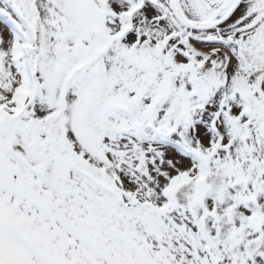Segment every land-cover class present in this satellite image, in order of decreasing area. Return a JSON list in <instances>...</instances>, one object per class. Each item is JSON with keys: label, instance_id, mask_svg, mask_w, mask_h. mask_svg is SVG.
<instances>
[{"label": "snow or ice", "instance_id": "snow-or-ice-1", "mask_svg": "<svg viewBox=\"0 0 264 264\" xmlns=\"http://www.w3.org/2000/svg\"><path fill=\"white\" fill-rule=\"evenodd\" d=\"M0 264H264V0H0Z\"/></svg>", "mask_w": 264, "mask_h": 264}]
</instances>
